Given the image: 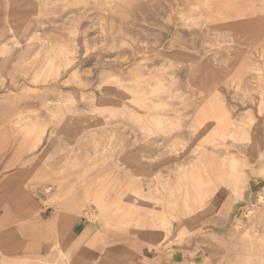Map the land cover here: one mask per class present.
<instances>
[{
	"label": "rangeland",
	"instance_id": "rangeland-1",
	"mask_svg": "<svg viewBox=\"0 0 264 264\" xmlns=\"http://www.w3.org/2000/svg\"><path fill=\"white\" fill-rule=\"evenodd\" d=\"M2 42L0 185L39 202L8 227L71 214L84 264H264V0H0ZM45 238L49 256L0 264H55Z\"/></svg>",
	"mask_w": 264,
	"mask_h": 264
},
{
	"label": "crops",
	"instance_id": "crops-1",
	"mask_svg": "<svg viewBox=\"0 0 264 264\" xmlns=\"http://www.w3.org/2000/svg\"><path fill=\"white\" fill-rule=\"evenodd\" d=\"M7 159H2L1 169H5L13 166L9 164ZM47 191V190H46ZM26 190L23 189H0V255L2 261L15 262L13 259H25L28 257L41 258L45 255L49 256L51 251V244L45 237L51 238L54 243L57 244L62 240L65 234V229H69V238L66 243L58 244L57 249H62L68 255L72 257V264H84L83 260L79 257L80 251L87 245L88 234L87 226L79 224L75 218L73 219L71 214L63 213L60 211L59 216L55 217L54 223L56 228L53 232L44 236V233L29 234L24 229L29 228L28 225H32L31 220L35 218V211L38 208L36 200H29L26 196ZM42 197H46L41 195ZM14 197L11 201H6L3 198ZM31 197H34L33 195ZM37 202V203H36ZM41 220V219H40ZM71 221L72 226L67 227V222ZM53 222V221H52ZM14 223L20 224L23 228L8 227ZM78 229L79 238L77 241V235L74 230ZM74 232V233H73ZM44 237V238H43ZM41 238L42 241H41ZM147 244V242H145ZM58 256V255H57ZM57 256L54 258L56 260ZM55 262V261H54Z\"/></svg>",
	"mask_w": 264,
	"mask_h": 264
},
{
	"label": "bare ground",
	"instance_id": "bare-ground-1",
	"mask_svg": "<svg viewBox=\"0 0 264 264\" xmlns=\"http://www.w3.org/2000/svg\"><path fill=\"white\" fill-rule=\"evenodd\" d=\"M203 1H205V0H203ZM198 3V2H197ZM200 3V2H199ZM189 3H187V5H188ZM181 7V6H180ZM191 7H193V6H191ZM172 8V7H171ZM179 8V7H178ZM183 8H185L186 9V7H184L183 6ZM194 8V7H193ZM184 9V10H185ZM195 9H197V8H195ZM200 9V8H199ZM160 10V9H159ZM162 10V9H161ZM173 10H175V9H173ZM172 10V11H173ZM188 10V9H187ZM165 11V10H164ZM192 11H195L194 9L193 10H190V12H192ZM197 11V10H196ZM198 11H200V10H198ZM204 11H206V10H204ZM169 12H171V11H169ZM175 12V11H174ZM181 12V11H180ZM166 13V12H165ZM172 13V12H171ZM198 13V12H197ZM204 13V12H203ZM175 14H177V13H175ZM179 14V13H178ZM218 14V13H217ZM167 14H165V16H166ZM196 15H198V14H196ZM215 15V14H214ZM201 16V15H200ZM219 17H217V18H220V19H222V20H225L224 19V16H220V14L218 15ZM163 17H164V15H163ZM181 17V16H180ZM197 17V16H196ZM204 17V16H203ZM192 18V17H191ZM198 18V17H197ZM201 20H200V22L202 21V18H200ZM214 19V18H213ZM183 20V19H182ZM186 20V19H185ZM193 24H194V21L192 22ZM219 23V22H218ZM222 23V22H221ZM216 24V23H215ZM204 25V24H203ZM26 29V28H25ZM208 29V28H207ZM13 33H14V39H15V41L17 42V43H20V40H19V38H18V36H16V30L15 29H12L11 30ZM193 35V34H192ZM200 35V34H199ZM214 36V35H213ZM30 38H32V36L31 37H29L28 39H30ZM212 38V37H211ZM210 39V38H209ZM219 40V39H218ZM218 42V41H217ZM219 43V42H218ZM213 44H215V43H213ZM212 44V45H213ZM211 45V46H212ZM206 46H208L207 44H206ZM210 46V45H209ZM215 46V45H214ZM213 46V47H214ZM221 46V45H220ZM1 48H0V52H2V53H6V52H8V50H9V46L4 42H2V45L0 46ZM205 47V46H204ZM1 53V54H2ZM184 54V53H183ZM1 56V55H0ZM179 56V55H178ZM168 57V56H167ZM166 57V58H167ZM180 57V56H179ZM180 59V58H179ZM187 59V58H186ZM145 61H147V60H145ZM181 63V62H180ZM150 64H148V66H149ZM183 65V64H182ZM137 72H139V71H137ZM140 93H142V90H139V94ZM143 95V94H142ZM146 104V103H145ZM160 105H164L163 103H159ZM149 108V106L147 105V109ZM105 119V118H104ZM106 120V119H105ZM107 121H108V119H107ZM106 125H108L107 123H106ZM144 128V134H152V133H154L153 131H151L150 129H148V128H146V127H143ZM158 130H160V131H162L163 130V128H164V125L162 124V122H159L158 123ZM181 131V130H180ZM0 133H3L2 134V136L0 137V149H1V147H2V145H3V141H4V138H5V129H4V127H3V125L0 123ZM173 134V133H172ZM171 135V134H170ZM170 135H168V136H170ZM147 136V135H146ZM147 137H149V136H147ZM111 140V139H110ZM18 146V145H17ZM12 154H14V152L12 153ZM176 154V153H175ZM13 161H15V159L14 160H11V162H9V164L11 165V164H13L14 162ZM166 179H168V178H166ZM169 181V180H168ZM168 181H166V182H168ZM167 184V183H166ZM14 186V182L12 181V183H10V185L9 184H7L6 186H5V184L3 183V184H1L0 185V189H4V190H11V188ZM173 187V186H172ZM171 187V188H172ZM182 187V179H181V177L178 175L177 176V184H176V187L174 186L173 188L175 189V190H177L178 188H181ZM49 189V187H46V190H48ZM100 190H102V191H104V188H101ZM156 190L157 191H159V189L158 188H156ZM172 190V189H171ZM159 193V192H158ZM138 194H140V196H141V193H139L138 192ZM188 195V192L185 190V193H184V197L183 198H185L186 196ZM138 196V195H137ZM130 197V196H129ZM133 197H134V195H133ZM128 198V197H127ZM136 198V197H135ZM144 198V197H143ZM141 199V198H140ZM155 199V198H154ZM160 199H163L162 198V196L160 197ZM159 199V200H160ZM118 199L117 198H115V199H113L112 201H110V202H107L106 203V201H102L101 203H100V205L103 207V208H101L102 210V214L104 215V213H111V214H115V213H117V211L121 208L122 209V206H120V204H119V202L117 201ZM128 201H127V206L128 207H131V206H133V204H136V203H134L133 202V198H128L127 199ZM138 200V199H137ZM143 199H141V201H142ZM164 200L166 201V203H170V202H172V200H166L165 198H164ZM136 201V200H135ZM140 201V202H141ZM153 202V201H152ZM151 202V203H152ZM198 202H200V200H198ZM138 203V202H137ZM139 204V203H138ZM150 204V203H149ZM153 204V203H152ZM151 205V204H150ZM183 205H184V207L186 208V207H188V204H187V202H186V200L184 199V201H183ZM143 206V205H142ZM198 206H201L200 205V203L198 204ZM149 207V206H148ZM155 207V206H154ZM153 207V208H154ZM119 208V209H118ZM120 209V210H121ZM127 210H128V208H127ZM150 210L152 211V209L150 208ZM149 210V211H150ZM104 211V212H103ZM129 211V210H128ZM128 211L126 212V213H124V215H129L128 214ZM163 213V212H162ZM118 214V213H117ZM138 214V213H137ZM123 215V217H122V219L123 220H120L119 221V218H118V221H116L115 219H114V217H110V219H108V220H106L105 219V224H104V227L106 228V230L108 229V230H110V229H114L115 228V226H117L116 224H123V226L126 224V223H129L130 221L129 220H132V218L131 217H129V219H128V217L127 216H124ZM133 216V215H132ZM108 217V216H107ZM143 217V216H142ZM146 220H148V219H146ZM129 221V222H128ZM139 221L140 220H138V221H136V223H137V225H139ZM149 222H150V224H148L149 226H150V228H159V229H162L163 231H165V233H162V237H161V239H164L165 237H167L168 236V234L170 233L169 231L171 230V225H172V222L170 221V219L168 218V217H166V216H164L163 214H162V217L160 218V216L159 217H156L153 213H151V218L148 220ZM157 221V222H156ZM146 222V221H145ZM144 222V223H145ZM134 223V222H133ZM147 225V226H148ZM122 226V225H121ZM128 226V225H127ZM139 226H142V225H139ZM146 226V225H145ZM103 230V229H102ZM167 230H169V231H167ZM120 231V230H119ZM106 232V231H105ZM163 241V240H162ZM157 243H161V242H159L158 240L156 241V244L154 245L155 247H158V244ZM31 259V257H28V258H25V259H19V260H21V261H29ZM56 262H55V264H72L71 262H72V257H71V255H68L65 251H63L62 249H59V253H58V256H57V258H56V260H55Z\"/></svg>",
	"mask_w": 264,
	"mask_h": 264
}]
</instances>
